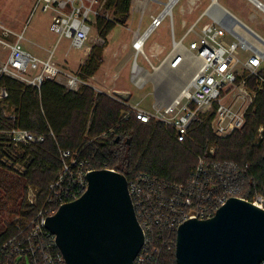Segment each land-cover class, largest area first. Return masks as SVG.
Wrapping results in <instances>:
<instances>
[{
    "label": "built area",
    "instance_id": "1",
    "mask_svg": "<svg viewBox=\"0 0 264 264\" xmlns=\"http://www.w3.org/2000/svg\"><path fill=\"white\" fill-rule=\"evenodd\" d=\"M84 1L37 0L34 10L50 14L49 31L57 37V41L66 39L72 49L82 50L91 32V18L111 20L109 12L104 10L106 0H88L89 7L85 6ZM245 1L264 16V4L261 1ZM204 15L209 23L198 27V21H195L179 40L171 32V51L157 68L151 65L142 50L144 41L138 44L136 39L143 37L147 30L152 33L167 16L172 24L171 10L169 15H159L152 19L148 29L132 42L134 61L140 54L153 70L165 63L176 69L190 57L195 73L178 88L176 95L167 104H154L150 111L143 110L137 103L122 101L126 109L122 111L121 119L134 117L143 124H159L168 129L179 144L188 138L192 125L211 115L210 128L218 137L230 136L243 126L248 105L256 95L255 90L246 93L249 79L264 86V76L261 74L264 68V40L259 36L253 38L251 31L246 29L245 32L217 14L207 11ZM225 35L232 37V40L226 41ZM23 39L22 33L13 32L0 23V49L7 51L5 60H0V76L37 88L44 80H53L71 91H77L86 84L78 75L59 69L52 60V54L47 59H40L25 51L21 44ZM240 53L246 54L245 60H239ZM132 69L139 72L141 67L135 61ZM133 85L137 86L135 82ZM235 89L244 93L248 99L239 108L227 105L222 100L223 96L227 97ZM6 97V91L1 89L0 100ZM2 133L16 145H35L45 140V135L19 128L7 129ZM261 134L260 127L257 137L261 138ZM99 137L103 138L105 134ZM58 154L61 169L56 180L49 184L33 219L16 225L15 235L1 245L0 264H65L55 238L46 230L44 222L62 204L78 199L85 192L86 175L93 169L88 160L82 157L80 149L58 150ZM206 155L209 159L197 157L195 166L180 185L165 183L145 173H138L127 181L136 219L145 237L134 264H157L161 249L175 250L176 232L183 222L213 217L232 197L246 200L240 197V180L245 170L240 171L236 165L228 162L212 160V147ZM27 202L30 206L36 204L31 196L27 197ZM249 202L263 208L264 199L256 195ZM260 264H264V260Z\"/></svg>",
    "mask_w": 264,
    "mask_h": 264
},
{
    "label": "trees",
    "instance_id": "2",
    "mask_svg": "<svg viewBox=\"0 0 264 264\" xmlns=\"http://www.w3.org/2000/svg\"><path fill=\"white\" fill-rule=\"evenodd\" d=\"M131 2L106 0L104 7L112 19H95V29L103 43L117 25L127 23ZM96 49L78 74L84 82L102 63V51ZM261 74L264 76V68ZM251 82L256 97L247 109L240 131L225 138L214 136L210 129L211 115L192 125L188 134L191 140L179 144L171 132L159 124H143L134 117L121 119L126 109L124 103L87 85L71 91L53 80H44L37 88L0 76V90L7 93V97L0 100L1 197L17 195L20 200L15 215L31 221L49 184L56 180L61 169L58 150L80 149L93 170L112 169L123 174L127 181L138 173H145L165 183L180 185L195 166L197 155L209 159L206 154L212 147V160L228 162L240 171L245 170L240 180V197L251 201L252 197L260 195L264 199V86L254 79ZM259 127H263V139L255 146ZM11 128L45 135V140L28 146L13 144L2 133ZM103 133L105 137L100 138ZM16 166L22 169L21 173L16 172L19 176L6 172L17 171ZM29 186L38 188L41 194L37 204L27 210L25 200ZM3 207L0 198V208ZM19 221L21 224L23 220ZM14 228L13 225L0 227V247L15 235ZM158 257L157 264H175L173 248L161 249Z\"/></svg>",
    "mask_w": 264,
    "mask_h": 264
},
{
    "label": "rangeland",
    "instance_id": "3",
    "mask_svg": "<svg viewBox=\"0 0 264 264\" xmlns=\"http://www.w3.org/2000/svg\"><path fill=\"white\" fill-rule=\"evenodd\" d=\"M36 1L0 0V23L13 32L23 34L24 39L21 44L25 51L40 59H47L52 54V60L55 65L69 74H80L81 67L88 63L92 50L94 48L101 49L102 63L99 64L95 74L86 79V84L91 88L95 87L94 90L97 92L99 90L105 92L103 94L112 97L119 103L122 101L129 104L137 103L143 110L150 111L154 102L159 106L167 104L176 95L177 88L188 81L195 73V67L191 64L192 58L190 57H187L186 61L176 69L169 68L168 64L165 63L159 69L153 70L150 64L139 54L135 61L139 67L143 66L145 69L142 68L138 73L135 72V69H132L135 63V52L131 47L132 42L148 29L152 19L162 14L169 0H132L127 23L124 26L117 25L107 36L105 43L99 38L95 29V19L97 17L95 19L91 18V32L82 50L72 49L66 39L57 41V37L49 31L50 14L43 13L40 10L35 11L34 5ZM89 1H84L86 7H89ZM220 1L227 7L230 4L240 5L243 7V10L251 11L252 16L255 15L257 20V22L255 21L257 24L253 28L264 34V18L257 13L258 10L250 3L245 0ZM205 2L207 1L178 0L171 7L170 18H172L176 40H179L186 29L194 22L196 16L205 7ZM92 9L95 10L94 7ZM109 18L112 19L110 12ZM260 19L263 20L262 23ZM205 22H207L206 18L203 19L198 27ZM169 29L170 19L167 16L161 26L155 29L144 41L142 50L146 57H149L148 51L150 50L151 42H164L170 34ZM247 30L250 31L249 29ZM251 36L255 38L257 35L254 36V33L251 31ZM224 38L231 39L232 37L225 35ZM6 54L7 51L0 49V60H5ZM162 56L163 53L159 54L158 59H161ZM238 58L243 61L246 58V54L240 53ZM148 59L151 65L156 68L161 62L156 59L152 60L150 57ZM79 78L81 79L80 76ZM81 81L83 80L81 79ZM134 82L137 86L133 85ZM245 90L247 94L253 93L254 86H252L251 79H249ZM222 100L227 105L234 106L235 108L242 107L248 102L245 94L238 89H235L227 97L223 96ZM261 128V138H258L256 135L255 146H258L259 142L263 139V127ZM211 132L216 136L212 129ZM188 139L191 140V137L188 136ZM14 168L17 171L11 172L6 170V172L13 176H19L17 173H21L22 169H19L17 166ZM40 194L41 192L36 187L29 186L26 190V198L29 196L34 197L36 204L40 198ZM0 198L4 202L3 209L0 208V227H4L5 225L16 226L19 224V220L25 221L24 217L18 214L15 215L18 209V201L20 200V198H17V195L13 194V196L11 195L5 199L0 194ZM25 205L27 208L30 207L26 200Z\"/></svg>",
    "mask_w": 264,
    "mask_h": 264
},
{
    "label": "water",
    "instance_id": "4",
    "mask_svg": "<svg viewBox=\"0 0 264 264\" xmlns=\"http://www.w3.org/2000/svg\"><path fill=\"white\" fill-rule=\"evenodd\" d=\"M87 188L45 219L65 264H134L145 241L126 177L92 170ZM175 264H260L264 209L230 198L213 217L187 220L176 232Z\"/></svg>",
    "mask_w": 264,
    "mask_h": 264
},
{
    "label": "crops",
    "instance_id": "5",
    "mask_svg": "<svg viewBox=\"0 0 264 264\" xmlns=\"http://www.w3.org/2000/svg\"><path fill=\"white\" fill-rule=\"evenodd\" d=\"M207 2H205V7L202 9V11L198 14V16H196L195 21H198V25L203 21L204 18L207 19V16L204 15L205 12H209V13H213V14H217L220 17H222L223 19H225V21L229 22L232 25H235L237 27H239V29H242L243 31L246 32V29H249L250 31H252L254 33V36L257 35L259 36L262 40H264V34L258 32L257 30H255L253 27L257 24V20L255 15L252 16L251 11L248 10H243L240 5L236 6L233 4H230L229 7L225 6L224 4L221 3L220 0H216L215 2H213V0H206ZM211 1V2H209ZM264 4V0H259ZM216 4L219 9H221L222 12L215 11V10H210V7L213 4ZM249 3V2H248ZM202 4V3H201ZM202 4V5H204ZM252 5V4H251ZM253 6V5H252ZM254 7V6H253ZM257 13L260 14V16H262V18H264L262 12L258 11ZM195 15V14H194ZM256 21V22H255ZM193 22V23H194ZM260 22L262 23L263 20L260 19ZM205 23H209V20L207 19V22ZM204 23V24H205ZM203 25V24H202ZM201 25V26H202ZM170 34L168 35V37L166 38V40H164V42H156V41H152L151 45H150V50L148 51L149 53V57L153 60L156 59L159 62L163 60V58H165L171 51V32L174 35V31H173V26L170 23ZM184 34V33H183ZM182 34V35H183ZM251 35V34H250ZM226 41H231L232 38L230 39H225ZM186 53V50H183ZM163 53V56L161 59H158V55ZM148 57V58H149ZM128 67V65H126ZM145 69L143 66L141 67V69ZM170 68V67H169ZM131 69V68H130ZM86 83V82H85ZM87 86H89L88 84H85ZM90 87V86H89ZM180 87V86H179ZM178 87V88H179ZM95 88V87H94ZM93 88V89H94ZM177 88V89H178ZM99 92L101 93H105L101 90H99ZM177 93V92H176ZM154 100V99H153ZM156 104L155 102L152 104V106ZM158 105V104H156ZM151 106V107H152Z\"/></svg>",
    "mask_w": 264,
    "mask_h": 264
},
{
    "label": "bare ground",
    "instance_id": "6",
    "mask_svg": "<svg viewBox=\"0 0 264 264\" xmlns=\"http://www.w3.org/2000/svg\"><path fill=\"white\" fill-rule=\"evenodd\" d=\"M177 1L178 0H169L168 3L166 4L165 9L162 12L161 16H165L166 14H169L171 7ZM210 10H215V11H218L219 10V12H222L221 9H219V7L215 3L210 7ZM150 34H151V30H147L146 33H145V35H143V37H141V38L139 37V38L136 39V42H138V44H139L140 42L145 41L147 39V37H149ZM136 72H138V71L136 70Z\"/></svg>",
    "mask_w": 264,
    "mask_h": 264
}]
</instances>
